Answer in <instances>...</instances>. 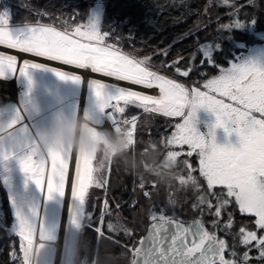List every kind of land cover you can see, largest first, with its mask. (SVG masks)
Instances as JSON below:
<instances>
[{"label": "snow or ice", "instance_id": "snow-or-ice-1", "mask_svg": "<svg viewBox=\"0 0 264 264\" xmlns=\"http://www.w3.org/2000/svg\"><path fill=\"white\" fill-rule=\"evenodd\" d=\"M213 7L224 8L227 17V22H222L217 16L213 40L200 43L197 37L192 53L187 57L177 54L172 60L167 59L170 46L162 49L154 53L165 58L158 65L152 63L151 55L140 58L125 52L115 26L104 24L95 12L82 20L75 12L68 19L53 15L51 24L25 20L13 28L9 11L0 10V46L158 90L157 94H149L101 79H87L91 92L88 105L96 113L116 124L128 125L133 131L138 117L124 115L132 107L164 118H179L176 123L168 121L167 127L174 130L164 140L179 149L186 147V152L180 150L181 155L198 158V168L190 162L188 165L201 181L192 207L212 219L209 226L202 219L182 221L174 214L168 215L165 208L149 203V227L136 242L135 264H264V19L245 11L257 8V0H206L203 13L208 15ZM36 14L48 15L39 11ZM201 30V25H194L183 37L195 36ZM245 37L259 43L250 45ZM225 42L230 45L227 52ZM227 55L232 59L221 62L220 57ZM204 67L215 68L217 74L201 71ZM38 69L55 73L61 81L76 85L85 82V77L76 72L34 59L21 62L17 55L0 51V79L16 77L28 84L19 106L0 111L9 113V127L16 129V138L0 135V184L8 200L7 212L0 206V230L10 239L16 237L9 245V264H21L18 253L32 227L22 209L27 207L32 218L39 217L41 202L46 211L49 201L62 198L61 189L67 182L65 163L68 170L72 166L75 184V188L68 185L73 201L69 222L76 223L82 212L88 217L95 215L92 203H81L89 198L92 188L104 193L97 198L100 214L92 229L97 235L104 230L105 214L113 211L107 196L108 183H95L81 162L61 154L36 160L19 138L29 128L24 113L34 117L40 111L33 98V73ZM196 75L198 79L193 78ZM201 109L215 117L214 121H205L206 132L198 127ZM218 129L228 137L235 133L238 146L231 140L218 143ZM152 187L139 185L149 202L151 193L146 189ZM119 207L117 204L116 209ZM235 214L248 217V221L237 222ZM54 232V227L49 228L50 239H55ZM132 236L130 232L128 237Z\"/></svg>", "mask_w": 264, "mask_h": 264}, {"label": "trees", "instance_id": "trees-1", "mask_svg": "<svg viewBox=\"0 0 264 264\" xmlns=\"http://www.w3.org/2000/svg\"><path fill=\"white\" fill-rule=\"evenodd\" d=\"M262 1L257 0V8H247L245 11L264 19V4ZM205 3L206 0H105L104 12L101 18L104 24L115 26L116 34L121 37L123 49L140 58L151 55L152 63L158 65L165 58L154 53L170 46L168 60H172L177 54L187 57L197 47V37L200 43H204L205 41L211 42L216 36L217 16L222 18V22H227V17L224 16V8L213 7L208 15H205L203 13ZM92 8V0H0V10L7 9L11 14L10 21L13 23H23L25 20L28 22L41 20L43 23L51 24L54 23L51 19L53 15L68 19L74 12L79 13L78 18L82 20L86 14L91 12ZM37 11L47 12L48 15H37ZM55 23H58V21H55ZM197 24L201 25L203 30L197 31L195 36L183 37L185 32L193 29L194 25ZM204 25H207V27H204ZM223 46L226 48L230 45L225 42ZM201 71L213 75L217 74V70L209 67H204ZM168 74L170 75V73ZM40 78L43 80L42 77ZM193 78L198 79L199 77L196 75ZM181 79L183 80V78ZM184 82L187 83V81ZM126 114L129 115V118L136 115L139 123L136 127V136L132 138L131 144L129 146L128 144L123 145L122 149L117 150L112 158L109 169L110 176L108 173L106 184L108 183L107 196L113 211L110 215L105 214L104 230L102 234L97 235L92 230L95 226V220L100 214V201L97 198H102L104 193L95 189L88 194L89 198L86 204L92 203L95 206V215L88 217L84 212V216H86V219L84 218L85 224L75 245L76 255L73 264H132L134 257L132 256L129 261V258L125 256L127 254L125 247L135 238L143 237L149 224L147 207H149L150 202L145 197L142 199L136 198L137 191H139L138 185H151L149 182H151V178L155 177L156 169L162 170L161 172L171 176L174 173L172 171L177 167L173 165L174 167L169 169V166L164 167L157 164L153 171L151 168L145 170V174H142L140 178L136 175V171H132L131 167L133 165L139 167L135 164V160L143 161V158L149 157V162L155 152L165 153L164 156L167 154L168 147L166 145L161 150L158 149V145H153L151 148V142L159 143L158 140L166 136L171 128L167 127L169 121L167 118L144 113L141 109L132 107L126 110ZM171 122H179V119L174 118ZM192 158L198 159L195 155ZM120 163H124L127 169H121ZM200 183L201 181H199V186ZM157 186L159 187V184ZM164 187L166 186L164 185ZM176 188L179 189V198H176L175 201L179 203L178 205H181L176 211L177 215L182 220L202 219L206 226H209L211 216L205 214L208 220L207 223V220L200 215L199 210L192 207L196 202L194 193L197 188H192L195 192L191 189H185L183 185H177ZM151 189H154V187ZM190 193L194 195L188 197ZM186 197L187 205L183 204ZM158 199H151V204L156 203ZM4 200L7 204V196L4 197ZM164 201L162 199V205L166 204ZM117 204L120 205L119 209H116ZM235 215L237 216L235 219H238L239 222L248 221V217ZM8 223H11L10 217ZM120 224H123V228L119 229ZM130 232L133 233L132 237H128ZM222 234L220 233V235ZM14 240H16L15 235L10 239L8 233L0 230V262L2 264H9V245ZM18 254L21 256V264H27L24 251L22 250ZM41 256L42 253L38 252L36 264L41 260ZM103 259H109V261L104 263Z\"/></svg>", "mask_w": 264, "mask_h": 264}, {"label": "rangeland", "instance_id": "rangeland-1", "mask_svg": "<svg viewBox=\"0 0 264 264\" xmlns=\"http://www.w3.org/2000/svg\"><path fill=\"white\" fill-rule=\"evenodd\" d=\"M92 1H93V8L91 12H95L100 17H102L105 7V0H92ZM10 24L11 27L15 28L22 23H13L12 21H10ZM124 51L127 52L125 49ZM33 77L36 82L33 98L36 101H38L40 111L39 114L35 115L34 117H30V116L29 117L32 119V122L35 124V127L40 133L39 134L40 141L36 140L30 131H28L27 133H21L19 138L26 146L29 155H31L36 160H46L52 154H61L71 157L73 138L78 123L75 107L79 103L81 86L73 84L71 82L61 81L55 75V73L44 71L42 69L35 70L33 73ZM40 77H42L43 80ZM17 80H19V84L21 86L26 87V89L23 92H21L19 96L21 103V99L23 98L24 93L27 91L28 84L26 80H21L19 78H17ZM155 92L156 93H151V94L158 93L157 91ZM61 102H63V104H61ZM73 105H75V107H73ZM14 106H17V104H15L14 102L12 103L10 102L8 105L4 106L1 109V111L10 110ZM1 115L4 118V120L2 123H0V132L5 133L11 130V128L9 127L10 117L7 111L1 113ZM28 115H29L28 113H25L24 115L25 120H27ZM198 115L200 119H204V117H209L206 120L209 122L214 121L215 119L214 115L208 113L205 109H201ZM89 116L92 122L94 123V125L99 121H103L102 120L103 115L96 113L92 109L89 110ZM125 116L129 118L128 114H126ZM167 119L173 120L174 118H167ZM110 122L113 121L110 120ZM138 123L139 122L137 120L136 127ZM123 126L124 127L127 126V129H125L126 135H124V140L120 144L110 143L102 135V132L97 129L93 130L92 132L89 133L87 137L83 138L82 144L80 146V154H79L78 162H81L83 164L86 174L95 183L106 184L113 156L117 153V150H119L120 148L122 149L123 145L128 144L129 146L131 144L132 138H135L136 136V127L135 130L133 131V129L130 126L122 124V127ZM198 127L200 128L201 131H205V132L207 131V126L205 123L204 125L199 124ZM173 130L174 129H171V131ZM171 131H169V133L166 136L163 135L164 137H161L158 140L159 143L151 142V148L153 147V145H158V149L162 150V148H164L166 145L168 147L167 160L170 161V164H168L169 169H172L175 165L177 167L174 171H172L174 173H172L171 176H168L165 173L161 172L162 170L156 169L157 173L156 175H154L155 177L151 178V182H149V184H151L154 187V189L151 190L146 189V190L151 191V199L160 198L156 200V203H153L152 205L156 206L157 208L163 207L165 208L168 215L174 214L176 217L182 220V218L176 213V211H178V209L181 207V205H178L179 203L175 201L176 198H179L178 196L179 189L176 188V186L183 185L185 189L186 188L189 190L191 189L193 192H195L192 188L199 187L200 177L197 176L198 173L191 172L188 167L189 160L193 158L192 157L189 158L180 154V150L186 152L187 148L185 147L183 149H179L177 147L170 146L166 142V140H164V138H166L171 134ZM151 132H152V128H151ZM12 137L16 138V135ZM229 140H231V137H228L227 134L223 131V129L217 130L218 143H226ZM154 148L156 149L157 147ZM160 153L162 152L159 153L155 152L152 155L153 158H150L149 162H148L149 157L143 158V161L135 160V164L139 167H135L133 165L131 167L132 171H136L137 172L136 175L139 178L142 177V174H145V170L147 171L148 169L151 168V170L153 171V168H155V166L158 164L156 158L154 157H157V155L159 156ZM177 159L179 160L175 161ZM193 160L194 161L190 163H192L194 168H198L199 167L198 160L195 159ZM120 168L121 169L123 168L124 170L127 169L124 163L123 164L120 163ZM65 169L68 173L69 170L67 163H65ZM156 176L159 177L157 178ZM17 182H19V178H17ZM158 184L159 187L157 186ZM164 185L166 187H164ZM66 187H67V182L64 186H62L61 189L60 195L62 198L53 199L49 201L46 205V211H45V205L43 204V202H41L40 210L42 206L43 214L42 215L40 214L39 217L32 218L29 209L27 207L22 209L25 217L30 219L32 223V227L27 232V239L24 241V246H23V251L27 259V264H36V262L38 261V257H37L38 252L42 253L41 260L39 261L38 264H54V262L56 264V257H55L56 249H55V245L52 244V242H54V240L57 239L59 234L61 217H62L61 215L63 210L62 205L64 206ZM93 190H95V188H92L89 193H91V191ZM194 194L190 193L188 197H191V195ZM5 196H7L6 189L3 186V184H0V206L3 207V210L5 212H7L8 202L7 204H5V200H4ZM143 197L144 196L139 188V191H137L136 198L142 199ZM162 199L165 200L164 202L166 204L162 205L161 203ZM169 202L173 204L169 205ZM185 202L183 204L187 205L188 202L187 197L185 199ZM81 203H83L86 206L87 200L82 201ZM72 205H73V201H72ZM202 217L206 219L205 215H203ZM84 218L86 219V216H84V212H82L77 216L76 223L69 222L68 233H67L68 236L65 243L66 245H65V252L63 255L62 264H73V259L76 255L75 245L77 243L79 235L82 232L83 229L82 227L85 224ZM77 223L79 225L78 227H77ZM51 227L55 228V232H54L55 239L49 238V228ZM120 228H123V224L119 225V229ZM39 238L41 239V241L37 245L38 243L37 241ZM139 240L140 238H135L133 241H130V243H128L127 247H125L127 252L125 256L129 258V261L131 260L132 256L134 257V254L132 253L131 249L133 248L135 250L136 242ZM252 255H255V252H253ZM107 261H109V259H103L104 263H106Z\"/></svg>", "mask_w": 264, "mask_h": 264}, {"label": "bare ground", "instance_id": "bare-ground-1", "mask_svg": "<svg viewBox=\"0 0 264 264\" xmlns=\"http://www.w3.org/2000/svg\"><path fill=\"white\" fill-rule=\"evenodd\" d=\"M9 53H12L15 55L18 54L19 56L18 55L17 56L19 57V61L21 62L24 59H34V60H37V62L49 63L50 66L59 67L62 70H66V71L76 72L77 74H80L85 77V82L80 84L81 92H80L79 103L75 107V112H76V116L78 119V123L75 129V134L73 138V146H72L71 157H70V158H75L77 161L79 160L80 146H81V142L83 138L87 137L89 133L92 132L93 130H96V129L100 130L102 132V135L105 137V139L108 140L110 143L120 144L124 140V135H126L125 129H127V126L122 127V124H116L114 122H110V120L104 116L102 119L103 121H99L95 123L94 125V123L92 122L89 116V110L91 108L88 105V97L91 95V92L87 84V79H91V78L101 79L107 83L118 84L124 87H133L134 90L145 91V92H148L149 94L156 93L155 91L158 92V90H155V89L148 90V89H145L143 86H134V85L129 84L128 82L118 81L115 78L105 77L102 74L91 73L90 70L77 69L74 66L62 65L59 62H50V61H47L45 58H37V57H34L32 54L20 53L13 49H9ZM12 84H13V81H12ZM16 91H17V88L14 87L13 85V90L11 92H4L5 94H2L0 92V104L3 101L9 100V99L12 101L16 100L17 99ZM17 102L20 105V100H17ZM25 123L29 125L28 131H30L33 134L35 139L40 140V136H39L40 133L35 127V124L32 122V119L29 117V115L27 116V120H25ZM14 135H16V129H11L2 134V136L4 137H12ZM72 175H73L72 166L70 165L68 176H67L66 195L64 197L65 201H64V206L62 210L59 234H58V238L54 240V243L57 248L56 264H62L63 255L65 252V243H66V239L68 236L67 233H68V226H69V216H70V211H71V206H72V198L68 191V185L71 184L73 188L75 186V184L72 182V179H71ZM42 214H43V210L41 212V215ZM40 241L41 240L39 238L37 241L38 242L37 245L40 243Z\"/></svg>", "mask_w": 264, "mask_h": 264}, {"label": "built area", "instance_id": "built-area-1", "mask_svg": "<svg viewBox=\"0 0 264 264\" xmlns=\"http://www.w3.org/2000/svg\"><path fill=\"white\" fill-rule=\"evenodd\" d=\"M0 51H3L5 53H8V54H11L9 53V49H7L6 47L4 46H0ZM12 81H13V84H12ZM13 85L14 87L17 88V91H16V95H17V99L12 101V100H6V101H3L1 104H0V111L1 109L8 105L10 102H14L15 104H17V100H20L19 96L21 94V92H23L26 87L25 86H21L19 84V81L16 80V82H14V78L13 77H8V78H5V79H0V92L2 94H5L4 92H11L13 90ZM4 120V118L2 117L1 113H0V123H2ZM3 132H0V134H2ZM132 253L135 255L136 254V251L132 248L131 249Z\"/></svg>", "mask_w": 264, "mask_h": 264}, {"label": "flooded vegetation", "instance_id": "flooded-vegetation-1", "mask_svg": "<svg viewBox=\"0 0 264 264\" xmlns=\"http://www.w3.org/2000/svg\"><path fill=\"white\" fill-rule=\"evenodd\" d=\"M262 3L264 4V0L262 1ZM246 40L248 41V43L250 44V45H252V44H256V43H259L257 40H255L254 38H252V37H246ZM252 40H254L253 41V43H251V41ZM224 47V46H223ZM230 47V46H229ZM229 47H224V49H225V52H227V49L229 48ZM225 59H232V57L230 56V55H227V56H221L220 57V60H221V62H223ZM223 66H227L226 64H224ZM209 68H212V67H209ZM212 69H214V70H216L215 68H212ZM203 115H204V113H203ZM207 118H209V117H204V119H200V121H201V125H204V123H205V121L207 120ZM238 137L236 136V134L235 133H233L232 134V136H231V142L233 143V144H235V145H237L238 146ZM164 154L165 153H160V155L158 156L157 155V157H156V161H157V163L159 164V165H161V166H164V167H168L169 165L168 164H170V161H168L167 160V154L164 156ZM179 159H177V160H175V161H178ZM196 160H198V159H196ZM194 160L193 159H190L189 160V162H193ZM202 195H204L205 196V198H206V196H207V193H202ZM237 216L235 215V218H236ZM196 219V218H195ZM192 220V219H191ZM185 221H190V220H185ZM236 221L237 222H239V220L238 219H236Z\"/></svg>", "mask_w": 264, "mask_h": 264}, {"label": "water", "instance_id": "water-1", "mask_svg": "<svg viewBox=\"0 0 264 264\" xmlns=\"http://www.w3.org/2000/svg\"><path fill=\"white\" fill-rule=\"evenodd\" d=\"M13 78H14V81L16 82L17 78H16V77H13ZM17 106H19L18 102H17ZM38 141H40V140H38ZM41 212H42V206H41L40 214H41ZM192 220H194V219H192ZM192 220L187 221V222H191ZM148 227H149V224H148ZM148 227H147V230H148ZM146 233H147V231H146ZM146 233H145V235H146ZM145 235H144V236H145ZM40 240H41V239H40ZM52 244L55 245L54 242H52ZM55 249H56V250H55V257H56V254H57V248H56V245H55ZM136 255H137V252H136V254H135L134 258H133V262H132V264H135Z\"/></svg>", "mask_w": 264, "mask_h": 264}, {"label": "clouds", "instance_id": "clouds-1", "mask_svg": "<svg viewBox=\"0 0 264 264\" xmlns=\"http://www.w3.org/2000/svg\"><path fill=\"white\" fill-rule=\"evenodd\" d=\"M135 256V255H134Z\"/></svg>", "mask_w": 264, "mask_h": 264}]
</instances>
